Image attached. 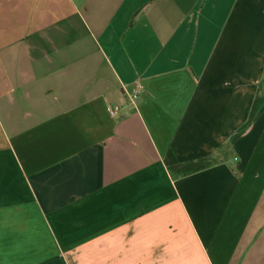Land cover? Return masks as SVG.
<instances>
[{
	"label": "crops",
	"instance_id": "crops-1",
	"mask_svg": "<svg viewBox=\"0 0 264 264\" xmlns=\"http://www.w3.org/2000/svg\"><path fill=\"white\" fill-rule=\"evenodd\" d=\"M0 264H264V0H0Z\"/></svg>",
	"mask_w": 264,
	"mask_h": 264
},
{
	"label": "trees",
	"instance_id": "trees-1",
	"mask_svg": "<svg viewBox=\"0 0 264 264\" xmlns=\"http://www.w3.org/2000/svg\"><path fill=\"white\" fill-rule=\"evenodd\" d=\"M252 113L253 112H252V108H251L245 124L251 120ZM245 124H243V126H245ZM207 163H208V160L206 158H200V159H196L194 161H187V162H182V163H178L175 165H171L169 169L171 170V172H174L177 174L178 173L179 174H185V173H189V172L199 170V169L203 168L205 165H207Z\"/></svg>",
	"mask_w": 264,
	"mask_h": 264
},
{
	"label": "built area",
	"instance_id": "built-area-1",
	"mask_svg": "<svg viewBox=\"0 0 264 264\" xmlns=\"http://www.w3.org/2000/svg\"><path fill=\"white\" fill-rule=\"evenodd\" d=\"M142 91L141 84L139 82H134L130 88L127 90H123L125 98L132 102ZM106 110L110 116H114L118 112V106H106Z\"/></svg>",
	"mask_w": 264,
	"mask_h": 264
}]
</instances>
